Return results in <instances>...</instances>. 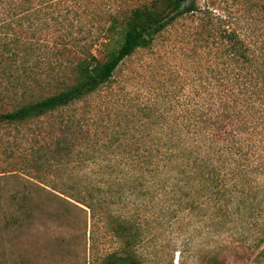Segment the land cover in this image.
Masks as SVG:
<instances>
[{
  "label": "trees",
  "instance_id": "1",
  "mask_svg": "<svg viewBox=\"0 0 264 264\" xmlns=\"http://www.w3.org/2000/svg\"><path fill=\"white\" fill-rule=\"evenodd\" d=\"M194 14L208 31L206 39L201 30L193 39L204 40L198 45L205 54L192 63L194 92L179 109L171 98L146 106L129 143L119 133L109 138L105 147L128 151L123 169L107 163L96 183L81 177V187L73 179L59 191L64 198L51 191L88 209L91 251L97 241L106 246L92 264H161L156 249L173 245L166 236L175 226L210 247L211 264L264 257V0H208L203 8L199 0H0V90L55 85L52 93L0 110V126L88 98L127 57ZM31 145L32 160L19 168L34 173L65 165L72 149L61 136ZM90 157L81 151V161ZM23 172L12 174L22 186L45 187L39 175L33 181ZM24 191L11 194L17 213L2 214L3 228L36 218ZM164 254L172 264L173 252Z\"/></svg>",
  "mask_w": 264,
  "mask_h": 264
},
{
  "label": "rangeland",
  "instance_id": "2",
  "mask_svg": "<svg viewBox=\"0 0 264 264\" xmlns=\"http://www.w3.org/2000/svg\"><path fill=\"white\" fill-rule=\"evenodd\" d=\"M206 2L208 0H199L202 8ZM204 22L195 14L181 19L158 36L150 47L140 48L127 57L117 67L111 81L88 98L40 118L0 126V218L4 213L7 216L17 213L14 212L17 201L11 198L17 190L28 192L27 202L37 207L36 218L19 229L3 228L0 219V264H92V258L104 250L106 246L100 240L101 244L97 241L91 251L88 209L73 200L65 202L59 191L73 179L81 187V177L94 178L96 183L107 163L115 162L114 171L123 169L120 160L124 154L127 158L128 151L121 150L117 144L111 149L105 145L118 133L121 142L133 140L135 124L144 118L146 106H164L171 98L173 104L176 102V109L181 108V103L196 87L192 63L197 56L202 61L205 57L198 45L204 44V40H193L198 30L203 32L202 38H207ZM85 35L81 28L78 31L81 42ZM97 55L104 59V52H97ZM43 66L51 69L47 63ZM66 69L70 67L65 68V72ZM66 77L70 80L73 75L67 73ZM49 84L30 91L1 89L0 110L12 109L22 102L52 93L55 85ZM59 136L72 148L65 165L47 167L38 173L31 167L19 168L26 164L21 160H32L31 143H48ZM82 150L87 151L91 159L81 161ZM17 170L24 171L33 181L31 176L39 175L41 186L46 189L33 183L22 186L24 182L12 175ZM51 191L61 197L52 195ZM49 212L57 216L50 217ZM175 228L169 237L166 236V239L173 238L170 239L173 245L156 249L161 264H170L169 257L164 254L168 251L173 252L172 264H211L207 254L210 247H203L200 241L189 239L187 232ZM153 253L151 260L154 262L156 253ZM253 257L247 264H264V257L255 263ZM234 258L225 259L226 264H238Z\"/></svg>",
  "mask_w": 264,
  "mask_h": 264
}]
</instances>
